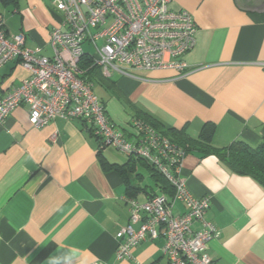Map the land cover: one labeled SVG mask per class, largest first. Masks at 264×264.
<instances>
[{
	"label": "crops",
	"instance_id": "0c3cea01",
	"mask_svg": "<svg viewBox=\"0 0 264 264\" xmlns=\"http://www.w3.org/2000/svg\"><path fill=\"white\" fill-rule=\"evenodd\" d=\"M54 0L4 4L10 36L53 56ZM190 12L196 43L183 60L188 70L112 75L96 82L111 122L127 129L140 116L171 139L200 140L212 132L217 149L241 140L264 143V0H171ZM17 61L0 70V99L28 78ZM95 91V90H94ZM22 104L0 125V264H170L165 238L149 239L133 258L116 259L117 234L130 222L124 197L146 202L165 192L154 172L113 147L100 148L88 124L56 119L32 127ZM190 143V142H189ZM182 177L197 197H212L206 219L218 227L208 255L213 264H264V185L234 173L218 156L192 146ZM186 206L175 202L174 215ZM136 229L139 225L135 226ZM195 229L199 224L195 223Z\"/></svg>",
	"mask_w": 264,
	"mask_h": 264
},
{
	"label": "built area",
	"instance_id": "2783aa9c",
	"mask_svg": "<svg viewBox=\"0 0 264 264\" xmlns=\"http://www.w3.org/2000/svg\"><path fill=\"white\" fill-rule=\"evenodd\" d=\"M170 1L54 0L51 6L59 19L50 36L52 57L40 55L42 48L27 47L23 34L10 36L0 14V70L17 61L30 73L0 99V125L25 104L36 129L56 119L77 120L90 126L102 149L110 146L142 159L173 187V199L154 195L141 203L123 198L130 222L117 234L116 259H132L133 251L146 240L159 238L162 229V252L170 264H213L207 251L219 230L206 219L212 197L195 196L182 177L187 148L138 117L127 129L114 125L81 69L87 60L105 78L137 80L145 79L139 73L188 70L183 57L195 46L197 26L190 12L171 10ZM175 202L186 206L184 214L172 213ZM195 223L198 229L193 228Z\"/></svg>",
	"mask_w": 264,
	"mask_h": 264
},
{
	"label": "trees",
	"instance_id": "16d2710c",
	"mask_svg": "<svg viewBox=\"0 0 264 264\" xmlns=\"http://www.w3.org/2000/svg\"><path fill=\"white\" fill-rule=\"evenodd\" d=\"M3 2L6 5L11 3L17 4L18 0H3ZM81 69H85L86 73L84 75V78L94 84V86L96 82L106 81L107 79L102 77L99 67L93 66L90 61L87 62L86 60V62L81 65ZM135 117L147 121L156 129L160 130L159 127L152 121L140 116ZM97 140L100 144V140L98 138ZM173 140L176 143L187 148L188 152L190 149H192V146L202 147L206 150L207 153L218 156L234 173L251 176L264 185V143L258 148H253L247 143L241 140H237L230 144L228 147L217 149L212 145V132L203 133L200 137V140L189 141L190 143L186 141L179 142L176 139ZM130 159L146 163L140 158L130 157ZM147 166H149L154 172V177H156L157 181L161 183L162 189L165 192L173 195L174 189L169 184V182L149 164H147Z\"/></svg>",
	"mask_w": 264,
	"mask_h": 264
},
{
	"label": "rangeland",
	"instance_id": "374dc122",
	"mask_svg": "<svg viewBox=\"0 0 264 264\" xmlns=\"http://www.w3.org/2000/svg\"><path fill=\"white\" fill-rule=\"evenodd\" d=\"M95 91V94L98 96V97H100V98H102L101 96H102V90L100 89V86L99 85H96V87H95V89H94Z\"/></svg>",
	"mask_w": 264,
	"mask_h": 264
}]
</instances>
